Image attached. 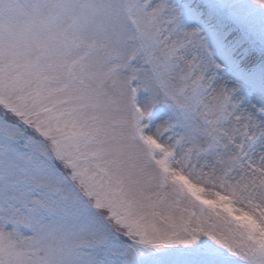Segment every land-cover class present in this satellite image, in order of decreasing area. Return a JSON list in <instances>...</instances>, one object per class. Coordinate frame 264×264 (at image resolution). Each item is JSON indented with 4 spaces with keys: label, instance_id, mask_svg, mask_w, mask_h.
Listing matches in <instances>:
<instances>
[{
    "label": "snow or ice",
    "instance_id": "snow-or-ice-1",
    "mask_svg": "<svg viewBox=\"0 0 264 264\" xmlns=\"http://www.w3.org/2000/svg\"><path fill=\"white\" fill-rule=\"evenodd\" d=\"M0 264H264V0H0Z\"/></svg>",
    "mask_w": 264,
    "mask_h": 264
}]
</instances>
